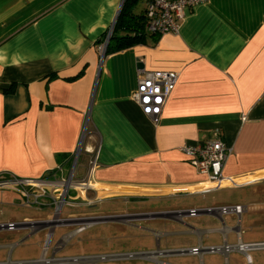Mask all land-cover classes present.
I'll return each instance as SVG.
<instances>
[{
    "label": "crops",
    "instance_id": "obj_1",
    "mask_svg": "<svg viewBox=\"0 0 264 264\" xmlns=\"http://www.w3.org/2000/svg\"><path fill=\"white\" fill-rule=\"evenodd\" d=\"M123 1L0 0V179L65 177L79 147L74 177L95 189L86 197L92 192L96 200L114 187L118 192L109 198L129 204L137 196V212L154 214L131 223L154 236L148 250L156 248V234L158 243L170 235H196L183 243L165 240L162 249L235 244L238 237L264 242V0L201 1L186 9L178 33L146 31L142 42L102 55L98 44ZM144 8L139 0L133 11ZM140 69L178 73L157 124L132 97ZM216 128L231 147L222 174L241 182L237 186L209 189L207 176L180 149L212 138ZM0 190L23 206L17 191ZM0 204L15 205L2 195ZM235 205L243 206L240 215L203 212ZM189 209L202 212L181 219L173 214ZM11 214L0 223L19 222ZM198 217L203 228L189 221ZM153 220L184 228L162 231L147 223ZM28 232L0 231V264L41 256L45 230ZM34 235L37 255H23L17 248ZM182 256L200 264L198 256ZM173 257L180 256L168 260ZM261 257L264 247L231 251L227 263L221 253L201 259L257 264Z\"/></svg>",
    "mask_w": 264,
    "mask_h": 264
},
{
    "label": "built area",
    "instance_id": "obj_2",
    "mask_svg": "<svg viewBox=\"0 0 264 264\" xmlns=\"http://www.w3.org/2000/svg\"><path fill=\"white\" fill-rule=\"evenodd\" d=\"M204 0H144L145 8L143 10L145 18L146 31L161 35L165 33L176 34L179 31L182 20L186 15V9L193 7ZM114 22L107 30L104 38L99 42L98 48L103 55L112 35ZM178 79V73L173 70H145L138 71L136 88L132 94L134 101L140 107L142 113L146 115L153 124L159 122L163 107L174 89ZM84 131L81 140L83 139ZM180 149L187 156L188 162L197 170L198 173L207 176V187L209 189H218L221 187L237 186L234 177H225L222 174V166L231 152V147L226 145L220 136V131L216 128L212 133V138L196 143L183 144ZM79 147L73 154V165L65 177L53 178H17L8 176L0 179V188L12 189L17 191L23 198V203L35 206L40 209L41 206H48L51 209L50 215L41 219H24L19 222L0 223V231H14L25 228L29 234L44 229L45 233L40 243L41 256L36 260L8 261L9 264H69L80 262V264H104V260H117L127 258H142L150 260L154 264H175L168 260L171 256L192 255L198 256L202 264L203 253H221L224 255L227 263V254L231 251H240L246 253L247 250L264 247V242L243 243L240 238L235 244L227 243L225 240L220 245L201 244L188 248L162 249L159 247L158 234H156V248L153 250H142L137 252H123L113 254H95L81 257H57L55 253L59 252L66 242L73 236L83 232L88 227L97 222V216L61 217L64 206H75L77 201L81 200L90 205L94 200L86 197L88 190H95L92 183L85 179H76L74 177L76 162L78 159ZM90 165H95V158L90 160ZM60 169V168H58ZM73 195L69 194L70 190ZM243 206H223L219 208H206L203 210L206 214H229L240 215ZM202 211L198 209H189L186 212L176 211L173 214L177 218L183 216H197ZM59 226L72 227L66 232L62 239L54 242L55 229ZM239 234V233H238ZM51 255H48V253ZM7 263V264H8Z\"/></svg>",
    "mask_w": 264,
    "mask_h": 264
},
{
    "label": "rangeland",
    "instance_id": "obj_3",
    "mask_svg": "<svg viewBox=\"0 0 264 264\" xmlns=\"http://www.w3.org/2000/svg\"><path fill=\"white\" fill-rule=\"evenodd\" d=\"M142 7L140 2L137 6L138 12ZM80 162V161H79ZM109 191L107 194L98 195V199H93L94 201L87 205L83 201L78 200L77 205L75 206H64L61 212V217L65 218L67 216L75 217H86L91 216L90 213L98 212L100 216L110 215V214H120L121 212L132 213L137 212V209L134 207L133 203H124L122 200L119 202L109 198V195L115 192H118L116 188L112 187L111 189L107 188ZM0 190V195L5 196L7 199H11L14 206H7L0 204V219H5L8 215H13L16 221H22L24 217H33L34 219H41L47 217V214L50 212V208L47 206H41L40 210L33 209L32 206L26 205L22 202L20 205L14 199L15 196L10 191ZM93 191V190H91ZM125 191V190H124ZM70 195L74 194V191L71 189L69 191ZM7 195V196H6ZM94 194L89 192L88 198H92ZM9 197V198H8ZM21 198V197H19ZM126 207V208H124ZM124 210V211H122ZM97 215V216H99ZM93 216V215H92ZM123 221L131 223L132 221L129 218H125ZM189 221L194 223L197 228H203V221L198 218H190ZM165 225L157 220L147 222L150 225H156L159 227V230H167L171 228L181 229L183 226L176 224L171 221H161ZM145 223V222H143ZM161 225V226H160ZM72 227L69 226H59L55 230L54 242H57L62 239V236L68 232ZM245 233L243 234V238ZM232 237V236H231ZM38 238V235H34L29 238V240L17 248L23 255L31 256L37 255V247L31 245V242ZM196 238L195 234H180V235H170L166 238L163 237L159 242L160 247H164L167 241H174L176 243H183L187 241H192ZM168 244V243H167ZM155 247V238L154 236L146 231L139 230L134 228L132 224H126L124 222H96L92 226L85 229L83 232L70 238L66 244L63 246L59 252H57V257H81L95 254H113V253H123V252H137L142 250H148ZM231 259V264L233 259ZM173 262L178 264H188L192 261L191 257L180 256L171 258ZM104 264H154L150 260H145L142 258H127V259H117V260H104ZM69 264H80V262L69 263ZM256 264V261H255ZM257 264H264V257H261Z\"/></svg>",
    "mask_w": 264,
    "mask_h": 264
},
{
    "label": "trees",
    "instance_id": "obj_4",
    "mask_svg": "<svg viewBox=\"0 0 264 264\" xmlns=\"http://www.w3.org/2000/svg\"><path fill=\"white\" fill-rule=\"evenodd\" d=\"M138 1H123L114 24L112 35L107 43L105 54L124 49L144 40L146 28L143 11L137 14L133 11ZM120 30L124 33L118 34ZM50 77H54V75Z\"/></svg>",
    "mask_w": 264,
    "mask_h": 264
},
{
    "label": "flooded vegetation",
    "instance_id": "obj_5",
    "mask_svg": "<svg viewBox=\"0 0 264 264\" xmlns=\"http://www.w3.org/2000/svg\"><path fill=\"white\" fill-rule=\"evenodd\" d=\"M142 199L138 198L137 196H133L129 197L127 199V202L129 203H133V202H138ZM124 211V210H122ZM110 215H118V217L116 218V220L114 221H110V222H124L126 224H131L133 223L134 220H145V219H149L151 216H153L154 214L152 212H143V213H138V212H132V213H125L121 212L120 214H110ZM125 218H129V220H131V223H128L126 221H123Z\"/></svg>",
    "mask_w": 264,
    "mask_h": 264
},
{
    "label": "water",
    "instance_id": "obj_6",
    "mask_svg": "<svg viewBox=\"0 0 264 264\" xmlns=\"http://www.w3.org/2000/svg\"><path fill=\"white\" fill-rule=\"evenodd\" d=\"M165 212H161V214H164ZM167 213V212H166ZM118 215H104V216H97V222H110L116 220Z\"/></svg>",
    "mask_w": 264,
    "mask_h": 264
}]
</instances>
